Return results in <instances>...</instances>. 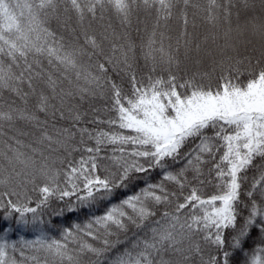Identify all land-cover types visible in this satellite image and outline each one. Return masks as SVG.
I'll list each match as a JSON object with an SVG mask.
<instances>
[{"label": "snow or ice", "instance_id": "snow-or-ice-1", "mask_svg": "<svg viewBox=\"0 0 264 264\" xmlns=\"http://www.w3.org/2000/svg\"><path fill=\"white\" fill-rule=\"evenodd\" d=\"M0 264H264V0H0Z\"/></svg>", "mask_w": 264, "mask_h": 264}, {"label": "trees", "instance_id": "trees-1", "mask_svg": "<svg viewBox=\"0 0 264 264\" xmlns=\"http://www.w3.org/2000/svg\"><path fill=\"white\" fill-rule=\"evenodd\" d=\"M85 211H86V210L81 211V212H79V213L69 214V215H68V218H67V220H66L65 222H66V223H69V222H71V221L76 220L77 218L83 220V219L85 218V217H84V212H85ZM101 211H102V210H101ZM28 238H33V237H31V235H29Z\"/></svg>", "mask_w": 264, "mask_h": 264}]
</instances>
